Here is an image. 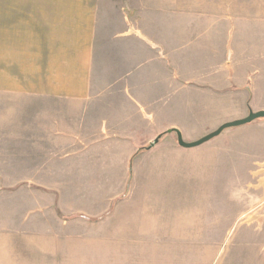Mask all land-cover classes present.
<instances>
[{"label":"rangeland","instance_id":"374dc122","mask_svg":"<svg viewBox=\"0 0 264 264\" xmlns=\"http://www.w3.org/2000/svg\"><path fill=\"white\" fill-rule=\"evenodd\" d=\"M217 2L232 5L217 53L189 54L186 38L163 100L121 140L38 156L32 125L12 123L31 116L30 98L2 109L0 93V264H264V119L197 148L172 133L148 149L170 129L191 143L264 110V0Z\"/></svg>","mask_w":264,"mask_h":264},{"label":"crops","instance_id":"0c3cea01","mask_svg":"<svg viewBox=\"0 0 264 264\" xmlns=\"http://www.w3.org/2000/svg\"><path fill=\"white\" fill-rule=\"evenodd\" d=\"M231 7L217 0H0L2 109L30 98L24 109L31 116L12 123L32 125V149L44 151L38 156H53L68 140H121L123 126L149 119L163 100L168 64L182 59L186 38L193 40L189 54L207 60L217 53L218 13L226 34Z\"/></svg>","mask_w":264,"mask_h":264},{"label":"water","instance_id":"95a60500","mask_svg":"<svg viewBox=\"0 0 264 264\" xmlns=\"http://www.w3.org/2000/svg\"><path fill=\"white\" fill-rule=\"evenodd\" d=\"M260 119H264V110L257 111V112L251 111L247 117L242 118V119H238L236 121H232V122H229V123H225V124L221 125L214 132L204 136L203 138H201L198 141L191 142V143H188V142H186L184 140L182 132L180 130H178V129H170V130L166 131L165 133L159 135L154 140V142H152L150 144L148 149H152L153 147H155L160 142L161 138L164 135L172 134V133H176L177 134L178 144H179L180 147H182L184 149L197 148V147L209 142L210 140L220 136L227 129L236 128V127H240V126H243V125L251 124L254 121L260 120Z\"/></svg>","mask_w":264,"mask_h":264}]
</instances>
